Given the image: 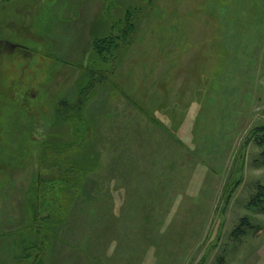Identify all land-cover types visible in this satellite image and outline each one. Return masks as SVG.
I'll return each mask as SVG.
<instances>
[{"label":"rangeland","instance_id":"rangeland-1","mask_svg":"<svg viewBox=\"0 0 264 264\" xmlns=\"http://www.w3.org/2000/svg\"><path fill=\"white\" fill-rule=\"evenodd\" d=\"M149 3L0 0V264L35 242L45 143L59 175L43 176L42 201L59 225L43 228V264H264V203L250 206L264 186V0ZM129 11L133 45L117 68L94 65L92 42L121 36ZM82 93L83 112L59 122Z\"/></svg>","mask_w":264,"mask_h":264},{"label":"trees","instance_id":"trees-1","mask_svg":"<svg viewBox=\"0 0 264 264\" xmlns=\"http://www.w3.org/2000/svg\"><path fill=\"white\" fill-rule=\"evenodd\" d=\"M153 0H150V3L148 4L149 7H151V3ZM147 9V10H148ZM134 15L129 11L126 13V18H125V26L124 28L120 31L121 36H113L112 34H107L105 37L96 39L92 43V59L94 65L99 64V57L102 56L103 54L106 55V58H109L113 60L112 68L115 69L119 65L118 57L117 54L120 52V50L124 51V49H129L133 45V39L135 38V23H134ZM114 27H112L113 29ZM112 31V30H111ZM111 31L109 33H111ZM105 72L108 74L109 71L105 70ZM112 74V72H110ZM86 94V93H84ZM83 93L81 96L77 99L75 103L62 100L56 109V119L59 122H70V119L74 117L77 113H82L84 108H85V103H86V97ZM256 143L258 146H260L263 150L260 156V164L262 167H264V128H260L257 132L256 135ZM47 144H43L42 147L38 150L37 154V159H36V165H37V172H36V177L35 181L32 186V190L35 192V196L30 195V200L32 203V209H33V216L35 220V226L33 228H30V231H28L27 235H32L35 238V242H32V249L30 247H26L25 249V255L22 254L21 247L18 245V240H17V247H18V256H17V264H28L27 260L32 259L33 264H43L42 257H40L39 253L37 251L41 250V247H43V240L45 238H48L49 236H43L41 237L44 233V229L48 230H53L56 227H58L59 222L57 221L58 218L56 216L52 215V213L46 212L44 210V201H42V188L45 184L51 183V180H44L43 176L48 173V171H51V173H55V175H59L57 173V170L59 167L51 165L50 163H44L42 161V156L45 153ZM69 169L63 170L62 167H60V170H62L60 173L61 177H69V175H75V171L77 167H74L73 165H69ZM48 168V169H47ZM77 172V171H76ZM72 173V174H69ZM68 174V175H67ZM57 180V179H56ZM63 182L66 181L64 178H61L57 182ZM68 185L69 187L67 188H73L75 189L76 187H73L71 183H68L67 181L64 182ZM81 184V182L79 183ZM78 188H80V185H76ZM73 191V190H72ZM32 192V191H31ZM34 200V202H33ZM262 203H264V186L260 185L258 187V192L256 193V196L250 201V206L256 207L257 205L260 206ZM58 206V205H57ZM48 211V210H47ZM49 220H52L48 222ZM244 230H241L243 229ZM44 228V229H43ZM250 229L251 226L247 220V218H243L240 221L239 226L234 230L232 233L234 236L238 235L241 236L245 233V229ZM42 231V233H41ZM46 232V231H44ZM48 235V234H47ZM22 234L18 235V238L21 237ZM28 243V241H26ZM24 243V245L26 244ZM40 243V246L38 245ZM36 248V250H35ZM44 256V255H43ZM41 259V260H40Z\"/></svg>","mask_w":264,"mask_h":264},{"label":"crops","instance_id":"crops-1","mask_svg":"<svg viewBox=\"0 0 264 264\" xmlns=\"http://www.w3.org/2000/svg\"><path fill=\"white\" fill-rule=\"evenodd\" d=\"M95 41V40H94ZM93 43V42H92ZM91 49H92V47H91ZM19 226V225H18ZM13 228H15V227H13ZM12 229V228H11ZM11 229H8L7 231H10ZM3 231H5V230H3ZM5 234H7V232H5V233H2V235H5Z\"/></svg>","mask_w":264,"mask_h":264}]
</instances>
